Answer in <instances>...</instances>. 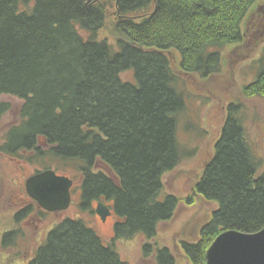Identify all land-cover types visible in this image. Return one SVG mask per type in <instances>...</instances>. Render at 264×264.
Listing matches in <instances>:
<instances>
[{"label":"trees","instance_id":"obj_1","mask_svg":"<svg viewBox=\"0 0 264 264\" xmlns=\"http://www.w3.org/2000/svg\"><path fill=\"white\" fill-rule=\"evenodd\" d=\"M257 1L0 0V95L23 104L0 151L37 161L44 170L53 162L71 168L81 179L82 210L106 201L120 220L116 239H154L179 204L174 196L159 201L164 176L183 156L177 128L186 107L179 74H217L220 50L244 41L243 24ZM111 10L115 42L101 34ZM173 50L182 71L171 68ZM130 71L133 79L124 82L120 76ZM251 86L264 93L263 74ZM241 109L230 105L198 184L199 193L219 207L202 242L183 243L195 264L206 263L223 232L264 228V172L237 114ZM10 110L0 100V131ZM30 209L17 212L14 221ZM15 233L6 232L4 248ZM157 252L160 264H175L166 248ZM22 264L129 263L85 222L65 219Z\"/></svg>","mask_w":264,"mask_h":264},{"label":"rangeland","instance_id":"obj_2","mask_svg":"<svg viewBox=\"0 0 264 264\" xmlns=\"http://www.w3.org/2000/svg\"><path fill=\"white\" fill-rule=\"evenodd\" d=\"M113 13L111 10L106 27L101 32L111 42L119 37L115 32ZM247 17L243 24L244 41L220 50L223 55L217 74L204 79L197 75L189 78L177 72L181 76L180 86L186 107L179 117L177 128V141L183 156L180 164L164 176V188L160 195H174L178 197L179 204L169 221L159 223L156 237L151 239L137 235L116 239L115 225L120 221L116 213L102 221L95 210L97 201L88 210H82L79 189L81 179L71 168L55 162L49 165V169L74 181L71 188L72 203L65 211H43L26 191L27 179L38 171H46L41 168V163L22 161L19 155L12 157L0 151V264L28 263L49 232L65 219L85 222L97 232L104 245H114L115 251L125 263L160 264L156 249L166 248L175 264H195V261L189 259L183 243H200L204 226L212 221L213 212L219 207L216 201H208L197 188L205 167L215 154L214 147L233 103L243 107L241 116L246 135L264 172V93L257 95L253 91L256 88L251 86L259 75L264 76V0H258ZM170 54L174 57L173 62L180 61L178 53L173 51ZM127 73L120 76L124 82L133 79V72ZM0 100L11 105V110L1 123L2 139L19 122L22 101L11 95H0ZM103 202L110 208V203ZM29 206L31 209L27 217L15 222L16 213ZM16 230L17 234L7 240L10 244L4 248V235ZM146 246L149 248L146 249Z\"/></svg>","mask_w":264,"mask_h":264},{"label":"water","instance_id":"obj_3","mask_svg":"<svg viewBox=\"0 0 264 264\" xmlns=\"http://www.w3.org/2000/svg\"><path fill=\"white\" fill-rule=\"evenodd\" d=\"M73 184L71 178L47 169L27 179L26 191L44 211L59 212L70 207ZM96 210L102 221L111 216L104 203H99ZM206 260V264H264V228L253 234L223 232L209 248Z\"/></svg>","mask_w":264,"mask_h":264},{"label":"bare ground","instance_id":"obj_4","mask_svg":"<svg viewBox=\"0 0 264 264\" xmlns=\"http://www.w3.org/2000/svg\"><path fill=\"white\" fill-rule=\"evenodd\" d=\"M86 33H84L83 35H85ZM86 36V35H85ZM174 51V50H173ZM173 51H169V61H170V64H171V68H172V70L174 71V70H177V71H182V69H181V64H180V61L178 62V63H175V62H173L172 60L174 59V57H173V55H171L170 54V52H173ZM176 52V51H175ZM177 53V52H176ZM178 55H179V53H178ZM179 58H180V55H179ZM178 68V69H177ZM133 72V71H132ZM123 74H128L127 72H125V73H123ZM195 76L194 75H192L191 76V78H194ZM7 96H9V95H7ZM12 96V95H11ZM1 101H3V100H1ZM4 102V101H3ZM234 104V103H233ZM23 105V104H22ZM22 108V107H21ZM243 113V110L241 109V111H238L237 112V114H238V116H240L241 117V114ZM5 154V153H4ZM197 191H198V188H197ZM199 192V191H198ZM71 195H72V191H71ZM160 195V194H159ZM168 196H174V195H171V194H161L160 196H159V201L161 202V203H164V202H166V200L168 199ZM174 197H176V196H174ZM177 199H178V197H176ZM100 202H98V204H99ZM97 208H98V206H97ZM96 208V209H97ZM108 208H109V206H108ZM95 209V210H96ZM110 210H111V215L112 214H114L115 213V211L112 209V208H109ZM97 211V210H96ZM76 220H80V219H76Z\"/></svg>","mask_w":264,"mask_h":264}]
</instances>
